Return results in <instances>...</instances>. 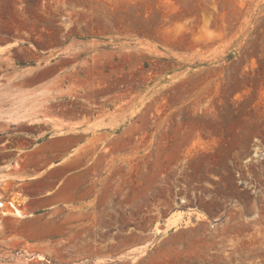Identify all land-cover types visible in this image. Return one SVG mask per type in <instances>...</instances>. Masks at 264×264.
Segmentation results:
<instances>
[{"label": "rangeland", "instance_id": "374dc122", "mask_svg": "<svg viewBox=\"0 0 264 264\" xmlns=\"http://www.w3.org/2000/svg\"><path fill=\"white\" fill-rule=\"evenodd\" d=\"M9 113L0 264H264V0H0Z\"/></svg>", "mask_w": 264, "mask_h": 264}, {"label": "bare ground", "instance_id": "6f19581e", "mask_svg": "<svg viewBox=\"0 0 264 264\" xmlns=\"http://www.w3.org/2000/svg\"><path fill=\"white\" fill-rule=\"evenodd\" d=\"M17 116L18 114L13 115V113H9L6 115L4 114L2 117H0L1 118L0 121L6 124H11L17 119L18 121L19 119H21L20 121H22V118L17 117ZM7 182H8V179H2L0 181V189L4 190L6 188ZM0 199H2L1 196H0ZM23 204H24V200H22L21 195L19 193L13 194L9 199H7L6 203H0V207L3 208L2 215L0 218L11 217L16 220L26 219L27 216L25 215V209H23Z\"/></svg>", "mask_w": 264, "mask_h": 264}]
</instances>
